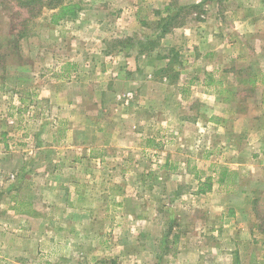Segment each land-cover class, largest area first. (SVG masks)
Listing matches in <instances>:
<instances>
[{"label":"rangeland","instance_id":"374dc122","mask_svg":"<svg viewBox=\"0 0 264 264\" xmlns=\"http://www.w3.org/2000/svg\"><path fill=\"white\" fill-rule=\"evenodd\" d=\"M0 264H264V0H0Z\"/></svg>","mask_w":264,"mask_h":264},{"label":"trees","instance_id":"16d2710c","mask_svg":"<svg viewBox=\"0 0 264 264\" xmlns=\"http://www.w3.org/2000/svg\"><path fill=\"white\" fill-rule=\"evenodd\" d=\"M171 19H172V17H171ZM166 26H167L166 23L163 24V27H162L163 31L166 29ZM210 188H211V177H207V179L199 185V189L200 190H207Z\"/></svg>","mask_w":264,"mask_h":264}]
</instances>
